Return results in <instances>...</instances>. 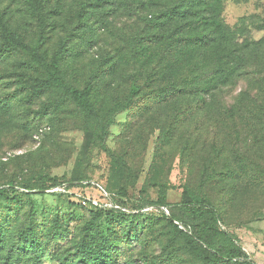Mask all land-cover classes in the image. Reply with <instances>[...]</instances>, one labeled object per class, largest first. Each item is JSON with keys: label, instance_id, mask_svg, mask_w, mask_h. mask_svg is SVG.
<instances>
[{"label": "rangeland", "instance_id": "374dc122", "mask_svg": "<svg viewBox=\"0 0 264 264\" xmlns=\"http://www.w3.org/2000/svg\"><path fill=\"white\" fill-rule=\"evenodd\" d=\"M40 2L41 54L61 55L70 86H94L95 120L108 135L101 145L94 118L63 92L32 93L46 74L29 55L0 62V262L31 256L19 250L31 229L48 247L42 264H80L77 247L96 212L120 264H206L184 238L171 243L172 224L192 235L186 223L204 219L218 227L216 246L238 241L264 264V41L258 59L222 90L214 46L184 41L212 37L190 16L201 14L227 31L229 50H249L264 40V0ZM3 6L38 45L26 6ZM131 74L142 92L111 115L129 96ZM185 191L187 210L178 207Z\"/></svg>", "mask_w": 264, "mask_h": 264}, {"label": "trees", "instance_id": "16d2710c", "mask_svg": "<svg viewBox=\"0 0 264 264\" xmlns=\"http://www.w3.org/2000/svg\"><path fill=\"white\" fill-rule=\"evenodd\" d=\"M26 6L28 14L39 27L41 32L38 45H29L23 35L15 29L8 18L6 8H4V0H0V62L4 59L18 53L23 52L30 56L32 62L40 68L46 77L42 79H35L34 84L31 86L32 93L34 95H42L48 91H61L98 124L99 120L96 119V113L93 105L90 102V97L94 92V86L87 84L86 87L81 90L76 87H72L67 84L63 77V73L60 68L61 55H55L50 61H48L44 55L41 54V47L46 42L45 36V16L43 14V7L40 0H17ZM194 17L195 23L199 22L200 27L198 30H212L214 33L212 37L202 34L198 36L197 41L184 40L185 43L194 44L198 47H204L203 49L213 48L214 53L217 55L218 62L220 64L219 69L216 72L218 79V90L224 86L231 84L234 79L240 75L241 70L247 67L251 61L257 60L259 53H261L263 38L254 42L249 50H239L233 46L230 50L227 47L230 37L227 36V31L223 26L218 24H211L201 18V14L191 15ZM214 43V44H213ZM216 45V46H215ZM263 52V51H262ZM239 54L240 56H238ZM131 86L129 89L128 98L116 103L113 107L111 115L120 111L127 110L132 105L131 98L137 97L142 92V86L139 85V78L136 74L129 76ZM223 111L225 108L223 107ZM92 120V119H90ZM97 121V122H96ZM107 125H111V119L108 120ZM108 135L107 127L104 125L97 126L95 138L99 139L101 145ZM137 178L132 182V186L136 185ZM11 189H15L13 183L10 184ZM29 189L28 186L24 187ZM4 192H0L3 194ZM188 192L182 194V199L178 207L188 209L189 203L187 199ZM92 219L84 226L85 236L77 247V256L80 264H120L119 260L115 256L116 252L110 244V240L105 230L97 224L98 220L102 218V214L92 212ZM175 228L176 235L171 239V243H174L179 238H184L185 245L188 251L197 257L204 260L206 264H213L219 261L230 262L232 264H258L249 254H247L244 248L238 241H229L227 244H220L216 246V238L218 227L215 222L209 220H199L186 223L187 227L192 230V235H188L185 231L180 230L178 226L172 224ZM67 233L65 228H62V233ZM223 233L229 235V231L222 230ZM22 245L19 250L23 254H31L28 258L19 259L15 262L13 256L8 255L0 264H42V257L47 251V246L40 239L33 236V231L29 229L21 234ZM0 246H4V241L0 238Z\"/></svg>", "mask_w": 264, "mask_h": 264}]
</instances>
